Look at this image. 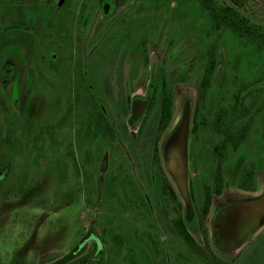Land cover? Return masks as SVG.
<instances>
[{
	"label": "rangeland",
	"instance_id": "rangeland-1",
	"mask_svg": "<svg viewBox=\"0 0 264 264\" xmlns=\"http://www.w3.org/2000/svg\"><path fill=\"white\" fill-rule=\"evenodd\" d=\"M248 1L243 13L264 25V0ZM20 4L40 32L31 63L15 47L0 58V264H264L261 115L250 140L228 153L206 241L200 230L197 210L204 186L214 184L220 139L192 135L208 29L194 0H0V28ZM223 46L209 117L221 81L264 76L263 60L246 57L230 37ZM163 73L174 118L159 143L158 169V111L144 129L143 121ZM89 91L116 143L94 138ZM250 167L256 192L238 187ZM164 176L177 199L164 195ZM175 209L210 249L206 259L178 237Z\"/></svg>",
	"mask_w": 264,
	"mask_h": 264
},
{
	"label": "trees",
	"instance_id": "trees-1",
	"mask_svg": "<svg viewBox=\"0 0 264 264\" xmlns=\"http://www.w3.org/2000/svg\"><path fill=\"white\" fill-rule=\"evenodd\" d=\"M248 2V0H194L195 5L206 20L208 29L203 40L205 44V50L201 56L203 71L199 79L192 135L195 142L207 133H211L220 139L215 151L214 184L213 186H204L203 206L197 210L200 230L205 241L207 239L206 223L214 197H220L226 187L223 167L227 162L228 153L230 151L238 152L250 140L258 115L262 117L261 126L264 134V76L256 81L249 80L246 84H239L236 78L230 81H221L217 87L219 89L217 111L213 117H209L208 112L211 92L216 88L215 81L226 37L232 38L244 49L246 57L264 61V25L252 22L243 13V4ZM13 13H15V8ZM31 26L24 4L18 5L13 21L8 26L0 28V58L6 50L15 47L23 52L29 63L33 61L39 43L40 31L32 32ZM144 62L146 65L149 63L147 55L144 57ZM87 96L92 107L94 138L103 137V139L114 143L116 136L112 124L90 91ZM157 111L158 127L153 147V166H157L159 169V143L174 118V95L164 73L159 75L152 92L143 121V129L147 120ZM140 129L143 130L142 127ZM68 155L75 161L72 152L69 151ZM257 178V172L253 167L245 168L238 181L239 189L245 192H256ZM163 185L164 195H170L177 199V194L166 177L163 178ZM172 211L175 215L173 228L178 237L192 255L197 256L200 260L206 259V252H210V249L207 246L206 249H203L193 237L182 217L181 209ZM78 263L87 264L88 262L86 259H81Z\"/></svg>",
	"mask_w": 264,
	"mask_h": 264
}]
</instances>
